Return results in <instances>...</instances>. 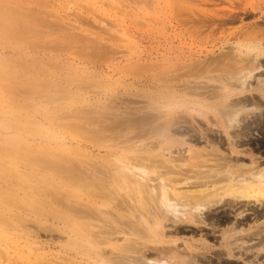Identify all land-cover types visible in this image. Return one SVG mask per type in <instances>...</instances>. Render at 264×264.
<instances>
[{"label": "bare ground", "instance_id": "bare-ground-1", "mask_svg": "<svg viewBox=\"0 0 264 264\" xmlns=\"http://www.w3.org/2000/svg\"><path fill=\"white\" fill-rule=\"evenodd\" d=\"M184 1L188 3V0ZM170 2L166 1V4ZM260 4V0H257L254 5L250 4V10L260 11L261 15H264V5ZM168 6L171 7V5ZM238 7L240 8V6ZM170 10L169 13H172L171 8ZM235 14L234 11L233 15L236 18ZM47 23L48 25L51 23L61 26V23L51 20L50 23ZM72 26L70 30L68 28L69 31L64 28L63 38L68 43L78 42L84 45V36L79 32L76 34L71 31L74 28ZM257 29H259L258 26ZM254 30H248L247 27L246 31L241 33V40L237 36L234 45L228 48L226 53L222 52L220 60L229 56L227 59H230L229 62L233 65L234 62H244L246 60L244 56L251 55L252 61L257 62V56L262 54L258 51H263L264 41L253 40ZM176 32L178 33V31ZM258 35L260 36V34ZM100 43L102 42L100 41ZM175 48H177L176 44ZM215 48L217 47L215 46ZM210 49L213 50V48ZM207 50L211 52L206 49L204 53ZM6 56L14 57L18 59L19 63L31 64L34 67L37 62L40 63L45 59L44 56L36 55L31 51L20 52L16 55L0 51L1 58ZM49 57L51 56L49 55ZM200 60L199 62H201ZM4 62H1L0 65ZM258 62L262 63L259 60ZM189 65L184 66L189 67ZM192 65L197 66L196 64ZM194 66H192L194 69L192 71H196ZM256 66L257 63L250 67L247 61L240 65L242 68L238 72H227V77L215 75L213 82L206 80L203 81L204 85L203 83L198 84L203 87L202 91L196 85L197 81L193 80L195 77L192 80L186 78L181 83L183 85H178L179 87L172 85L173 82L168 85L163 78L155 79L161 85L153 88V91L149 87L146 107L155 111V118H163L164 121L160 128L161 131L156 133L158 134L157 140L155 143L153 142L155 151L153 153L150 151L145 156L144 154L141 156L116 154L115 149L111 148L104 139L106 137L96 136L89 131L84 135L83 148L79 140L51 132L40 121L39 130L35 135L22 138L18 134L12 133L6 140L0 141V264H204L200 261L201 259L210 264L212 257L218 264L220 256L208 250L214 246L207 238L208 234L206 232L196 233V228L200 230L201 227H207L214 231L215 228L221 226V219L219 221L217 213L212 215L211 212L223 206L229 208L231 212L239 214L237 216H243L246 211H251L252 214L251 216L248 213L249 218L252 217V222H247L246 228L234 225L237 218L230 227L224 224V227L227 228L222 229L223 233L219 242L223 256L228 260L240 261L245 264L246 260L243 254L250 252L257 259L256 255L264 252V159L262 155L255 157L258 152H255L254 148L258 145L256 143L251 145L252 143L248 140L253 134L260 132L261 124L264 123V110L260 109L261 105L257 101L247 102L248 99L244 101L238 97L239 100L235 99L231 103L224 104V100L229 96H237L244 92L249 85L247 80L256 77L254 75L256 73L253 72L257 68ZM39 67L38 64L37 69ZM180 67L182 66L180 65ZM165 69L168 70L164 67L163 70ZM186 72H180V75L186 74ZM175 73H173L174 76ZM256 78L258 93L264 99V77L260 79L257 76ZM211 83L216 84L213 86ZM245 96L248 97V95ZM245 96L244 98H246ZM188 103L200 105L210 111L213 126L220 127L223 138H218L214 134V137L209 138L205 132L201 131L208 143L209 153L196 150L189 155L187 161H184V155H181L183 161L182 159H179L180 161L173 159V156L170 159L165 153L170 146L164 147V145L169 142V139L172 144L173 142L178 143L179 139L173 137L174 133L172 134L168 130L169 123L172 121L169 117L176 108L185 107ZM139 117L141 118V116H137L138 119H135L139 121ZM144 117L142 116V121ZM180 117L184 118L182 115ZM135 119L131 121L136 123ZM11 125L12 121L8 122L7 127ZM107 128H111V126H107ZM205 129L207 130V128ZM128 141L129 139L125 143ZM169 144L171 145V143ZM224 144H226L225 149L222 147ZM122 147L125 151L130 150L127 146ZM190 147L191 145H189L187 153L190 152ZM176 154L180 156L181 153L177 152ZM244 154L249 157L247 158L249 162L242 161L245 157ZM83 156L84 168L81 164ZM179 156L177 158H180ZM176 161L175 165L169 164ZM51 162L58 163L47 164ZM181 165H191L196 170L193 167V170H189L190 167H188V170L184 169L186 171L183 169L177 171L176 169H179L178 167ZM158 167L163 169L158 170ZM189 171H192L193 174L185 173ZM81 186L84 187V198L80 196L81 193L77 189ZM48 190L51 192L49 195L46 193ZM258 207H260L259 210ZM248 214L246 215L248 216ZM28 221H33L38 228L66 233L68 241L64 245L54 246L61 251L64 249L62 252L65 254L59 255L55 259L49 257V259L43 249H48L46 253H50L54 247L49 243L39 242L35 238L37 232L29 229ZM254 228H257L259 232L255 230V234L253 231L248 233ZM184 231L198 234L199 238L196 241L200 242L206 250L198 251L196 243L190 241V239L193 240L194 234L189 233V240V237L179 238L184 235L182 234ZM227 231H232L237 236L232 240V235H224ZM247 233H252L254 239L252 237H250V241L242 239L243 235ZM246 237L249 239L245 235ZM253 243L256 244L255 247H253ZM248 245H251L252 249L247 248ZM70 251H74L75 255ZM258 260L257 262L251 261L249 264H264V258Z\"/></svg>", "mask_w": 264, "mask_h": 264}, {"label": "rangeland", "instance_id": "rangeland-1", "mask_svg": "<svg viewBox=\"0 0 264 264\" xmlns=\"http://www.w3.org/2000/svg\"><path fill=\"white\" fill-rule=\"evenodd\" d=\"M166 1L171 2L166 4ZM256 1L188 0V3H186L184 0H100V2L99 0H0V32H2L0 34V51L10 52L15 55L20 52L31 51L36 55L45 57L44 61L37 62L35 67L31 64H21L14 57H0V63L5 61V65L3 63L0 65V141L6 140L9 137L8 135L12 133L18 134L22 138L35 135L39 130L40 121L51 132L79 140L83 148L84 135L89 131V133L96 136L106 137L104 139L111 148L115 149L116 154L125 156H141L144 154L145 156L150 151L153 153L156 149L154 143L158 138L156 133L161 131L160 128L164 121L163 118H155V111L146 107L150 88L153 91L161 85L156 80L163 78L168 85L173 82L172 85L179 87L183 85L181 83L186 78H191L190 80H192L195 77L193 80L197 81L196 85L202 83L204 85L205 82L203 81L213 82L215 75L224 78L228 76L227 72H238L242 68L240 65L247 61L250 67L257 63V68L253 71L256 73L254 74L256 77L258 76L260 79L264 77V49L263 51H258L262 54L257 56V62L252 61L251 55L244 56L247 61L234 62L233 65L230 64V59H227L229 56L220 60L222 52L226 53L227 49L234 45L237 36L241 40V33L243 34L247 27L248 30L255 29L254 34H252L253 40L264 41V15H261V12L257 10L251 11L249 6L250 4L254 5ZM260 1V5L263 6L264 0ZM168 5H171V7ZM170 8L172 13H169L171 12ZM234 11L236 18L238 17L237 19L233 15ZM229 13L230 15H228ZM45 18L46 21H44ZM222 18L227 19L223 20ZM50 20L61 23V26L52 25ZM197 20L198 22H196ZM218 21L219 23H217ZM206 22L209 25H206ZM100 25L101 27H99ZM256 25L259 28L257 29L258 31L256 30ZM55 26L59 28L56 29ZM71 26L74 27L71 31L79 32L80 35L84 36V45L78 42L68 43L63 38L62 34L65 29L69 31ZM49 28H51L50 31ZM255 32H260L258 33L260 36ZM90 37L95 38L92 40ZM190 42L192 43L191 46ZM175 44L177 48H175ZM205 48L211 50V52L207 50L204 53L206 51ZM210 48H213V50ZM165 49L169 51L167 50L166 52ZM105 51L107 52L105 53ZM209 55L212 58H208L207 56ZM216 55L218 57H215ZM192 59L195 61L191 62L193 61ZM258 60L262 62V65ZM184 63L190 64L189 67H185L184 65L186 64ZM6 64L8 66L11 65L8 67ZM38 64L40 67L37 69ZM192 64L197 66L195 67ZM192 66H194L196 71H192L194 70ZM164 67L168 68V70H163ZM185 71H187L186 74L180 75V72L184 73ZM172 72H176L175 76ZM177 73L179 75H176ZM256 77H251L247 80L249 85L244 92L237 96H229L228 99L224 100V104H227V102L231 103L238 98L244 101L248 99L247 102L257 101L261 105L260 109L264 110L262 108L264 107V99L258 93ZM152 81L154 82L152 83ZM215 84L213 83L212 85L214 86ZM198 86L202 91L203 87ZM243 95H248V97L245 96L246 98H244ZM186 105L185 107L176 108L169 117L172 121L169 123L170 127L168 130L172 134L174 133V136L171 134L173 137L179 139V142L181 141V143L177 141L178 143L173 142L172 144V141L170 142L171 139H169V142L164 145V147L170 146L165 151L170 159L173 156V159L179 160L182 159L181 155H184V161H187L189 155L196 150L209 153L208 143H206L201 131L205 132L209 138L213 134L216 137L218 136V138H223L220 127L217 125L213 126V118L210 111L200 105L191 103ZM181 115L184 118L180 117ZM137 116H141V118L139 117L141 121L142 116L145 117L142 122L140 120L139 122L135 119ZM133 119L136 120V123L131 121ZM10 121H12V125L7 127ZM107 126H111V128H107ZM173 128L175 129L173 130ZM256 137L261 143H264V123L261 124L260 132L253 134L248 142L254 145L253 141H255ZM127 139L129 141L125 143ZM150 141L154 142V145L152 144L153 147ZM189 145H191V149L187 153ZM225 145L222 146L224 149ZM122 146H127L130 150L125 151ZM254 151L258 152L255 157L262 155L264 159V145L254 148ZM175 152L181 153L180 156ZM174 156L176 157L174 158ZM177 156L180 158H177ZM244 156L242 161L249 162V159L247 160L249 157L245 154ZM81 160L84 168V156L81 157ZM177 161L169 164L175 165ZM57 163L51 162L47 164L55 165ZM188 167H190L189 170H196L191 165H181L176 170L182 171V169L184 170ZM157 169L162 170L163 168L158 167ZM30 171L34 172L33 170ZM185 173L193 174L192 171ZM77 189L81 193L80 196L84 198V187H77ZM49 190L46 192L48 195L51 193ZM222 208L219 207L214 212H211L212 215L217 213L219 221L221 219V226L215 228L214 231L207 227H201L202 230L201 228L200 230L196 228L197 231H195L196 233L206 232L208 234L207 238L214 244L208 250L220 256L218 264H237L240 262L228 260L223 256L222 247L219 245L223 233L222 229L230 227L236 218L234 225L246 228L247 222H252V214L250 213L251 211H246L243 216H237L239 214L231 212L229 208L225 206ZM259 209L260 207H258ZM229 212L233 214L231 215ZM225 213L227 215H224ZM248 213L251 215L250 218ZM241 217L245 220L243 221ZM224 219L226 220L224 221ZM27 224H29L30 230L37 232L35 238L39 242L49 243L54 247L57 244V246L64 245L68 241L64 232L42 227L38 228L33 221H28ZM224 224L227 227H224ZM255 230L258 231L257 228H254L248 233L253 231V234H255ZM189 233L194 234L192 231H184L182 232L184 235H177L180 236L179 238L189 237V240ZM248 233L245 235L249 239L245 238L243 234V238H241L248 241H250V237L254 239V235ZM212 234L214 236H211ZM224 235H232V240L237 236L232 231H227ZM192 237L193 240L190 239V241L194 244L196 243L195 245L199 248L198 251H205L206 249L202 247L200 242L196 241L199 235L194 234ZM180 242L182 241L180 240ZM253 244V247H255L256 244ZM251 247V245L247 246L249 249H252ZM58 249V247H54L52 252H50L52 254L46 253L48 249L44 248L43 250L48 258L55 259V257L65 254L62 252L64 249L62 251ZM70 253L75 255L74 251H70ZM247 253L243 254L246 260L245 264H249L251 261L257 262L259 258L260 260L264 258L256 255L258 257L256 259L250 252ZM200 261L207 264L203 259ZM210 264H216L214 257L211 258Z\"/></svg>", "mask_w": 264, "mask_h": 264}, {"label": "flooded vegetation", "instance_id": "flooded-vegetation-1", "mask_svg": "<svg viewBox=\"0 0 264 264\" xmlns=\"http://www.w3.org/2000/svg\"><path fill=\"white\" fill-rule=\"evenodd\" d=\"M258 136H261V135H258ZM254 143H256L258 146L257 147H260L261 145H264V143H261L260 141H259V139L256 137L255 138V141H253ZM261 258H263L264 257V252H262V253H259L258 254ZM260 259V258H259ZM240 262V261H239ZM237 264H243V263H237ZM247 264V263H246Z\"/></svg>", "mask_w": 264, "mask_h": 264}]
</instances>
